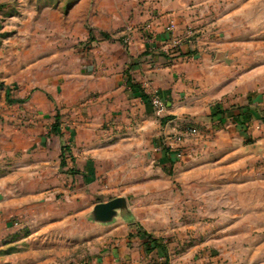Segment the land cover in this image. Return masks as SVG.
<instances>
[{
  "label": "crops",
  "instance_id": "0c3cea01",
  "mask_svg": "<svg viewBox=\"0 0 264 264\" xmlns=\"http://www.w3.org/2000/svg\"><path fill=\"white\" fill-rule=\"evenodd\" d=\"M65 3L69 14L93 11L83 19L89 20L92 48L82 70L84 84L69 96L71 106L82 103L72 115L68 149L73 162L64 167L80 168L75 175L98 185L87 194L97 200L94 206L122 198L124 208L108 223L92 221L94 229L76 237L73 208L59 210L52 199L44 201V178L51 186L53 177L58 182V148L44 157L42 128L30 135L4 124L0 143L8 159L0 162V264H177L163 241L160 249L146 251L133 224L138 203L131 196L142 183L167 180L169 186V154L161 142L185 129L200 133L198 141L187 139L183 145L195 156L187 164L226 165L230 182L236 183L252 180L249 169L256 160L264 167V62L251 69L234 58L245 55L239 51L245 44L241 39L259 41L261 35L264 41V0ZM152 16L154 40L148 44L143 28ZM170 23L172 34L166 31ZM258 25L263 27L257 31ZM189 26L197 31L194 38L183 41L175 54L161 51L170 36H181ZM126 32L132 37L128 48L119 42ZM153 92L167 103L162 119L148 103ZM258 126L261 133L254 129ZM209 129L219 131L214 134L225 142L205 145ZM213 153L220 157L207 159ZM94 206L86 211L89 218ZM76 238L86 248L78 257Z\"/></svg>",
  "mask_w": 264,
  "mask_h": 264
},
{
  "label": "rangeland",
  "instance_id": "374dc122",
  "mask_svg": "<svg viewBox=\"0 0 264 264\" xmlns=\"http://www.w3.org/2000/svg\"><path fill=\"white\" fill-rule=\"evenodd\" d=\"M64 1L0 0V132L4 124H10L7 126L12 131L24 129L30 135H33L30 130L42 128L44 157L49 158L51 150L54 154L58 148V182L53 177L51 186L44 178V201L52 199L53 208L57 203L59 210L73 208L75 234L80 237L90 227L91 231L94 229V220L86 211L97 200L88 198L87 194L98 185H90L82 175H75L81 173L80 168L72 170L64 166L73 162L68 149L75 122L72 115L82 102L71 106L69 96L77 85L84 84L82 70L86 53L92 48V30L89 20L83 23V19L90 16L93 7L86 13L80 10L77 16L68 13L70 8ZM259 27L263 26L258 25L257 31ZM126 35L127 32L119 40L121 44ZM261 38L258 36L259 41L254 42L241 39L245 44L238 42L242 46L239 51L244 50L245 55L235 56V60L251 69L260 67L264 62ZM259 127L254 129L261 133L263 129ZM211 131H206L205 145L225 142L214 134L219 131ZM173 137L168 141L172 142ZM199 138L197 131L186 136L183 145L187 139H193V143ZM2 147L0 143V162L8 159ZM183 148L186 153L177 168L167 152L171 166L170 177L167 175L169 186L167 180H159L153 185L142 183L140 188H134L131 197L137 200L133 203H138V208L133 224L167 243L177 264H264L261 161L256 160L249 169L251 181L236 183L230 182L233 175L226 165L187 164L195 156L186 146ZM211 156L207 159L220 157L214 153ZM147 194L160 198L147 199ZM13 223L19 225L18 221ZM80 241L76 238V257L86 252Z\"/></svg>",
  "mask_w": 264,
  "mask_h": 264
},
{
  "label": "built area",
  "instance_id": "2783aa9c",
  "mask_svg": "<svg viewBox=\"0 0 264 264\" xmlns=\"http://www.w3.org/2000/svg\"><path fill=\"white\" fill-rule=\"evenodd\" d=\"M155 20V16L151 17L150 23L144 25V42L151 44L153 43V36H151V24ZM166 31L170 34L174 32V24L170 23L169 26L166 28ZM197 31L192 27L189 26L185 29L184 33L181 36H170L169 39L164 43L162 46L163 53H170L175 54L183 41L190 40L195 37ZM122 45L125 48H128L129 45L132 43V37L130 33H127L125 37L122 39ZM155 42V41H154ZM158 46L157 43H155ZM148 103L152 107L153 113L155 117L162 119L163 115L167 108L166 101L156 92H153L148 97ZM197 132L196 129H185L179 133H176L173 137L172 142L167 141L169 139H164L161 142V147L165 148L167 152L170 154V158H172L174 168H177L181 165V162L185 156V149L183 148V139L188 135H193Z\"/></svg>",
  "mask_w": 264,
  "mask_h": 264
},
{
  "label": "water",
  "instance_id": "95a60500",
  "mask_svg": "<svg viewBox=\"0 0 264 264\" xmlns=\"http://www.w3.org/2000/svg\"><path fill=\"white\" fill-rule=\"evenodd\" d=\"M124 202L122 198H118L95 205L92 212L93 220L99 223L110 222L116 215V211L124 208Z\"/></svg>",
  "mask_w": 264,
  "mask_h": 264
},
{
  "label": "trees",
  "instance_id": "16d2710c",
  "mask_svg": "<svg viewBox=\"0 0 264 264\" xmlns=\"http://www.w3.org/2000/svg\"><path fill=\"white\" fill-rule=\"evenodd\" d=\"M103 38L105 39H110V37L106 34H102ZM138 230V234L141 235L142 239L145 241L144 243L146 244V246H148V248L146 249V251H151L154 249H160V245H159V240L153 238L152 236H150L148 233L144 232L141 230L140 227L137 228Z\"/></svg>",
  "mask_w": 264,
  "mask_h": 264
}]
</instances>
